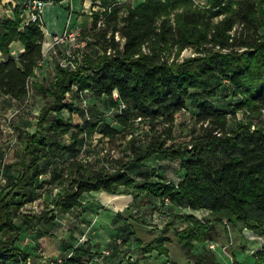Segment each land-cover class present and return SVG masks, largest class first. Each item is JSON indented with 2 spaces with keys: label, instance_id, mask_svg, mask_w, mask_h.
Segmentation results:
<instances>
[{
  "label": "trees",
  "instance_id": "trees-1",
  "mask_svg": "<svg viewBox=\"0 0 264 264\" xmlns=\"http://www.w3.org/2000/svg\"><path fill=\"white\" fill-rule=\"evenodd\" d=\"M93 3L101 8L92 10L91 26L80 31L86 45L79 66L70 69L57 64L49 84L32 80L44 58L42 19L25 22L19 11L14 17L0 16V50L5 55L0 61V96L23 101L31 90L53 93V100L42 107L37 131L27 134L26 146L12 164L17 176L0 188V264H28L29 253L17 243L25 230L37 226L42 232L54 225L58 212L81 205L86 191L122 193L116 189L119 185L130 189L136 204L142 203L140 194L146 192L151 195L150 203L159 197L163 205L169 200L192 209L206 208L216 215L201 219L193 212L174 213L173 217L182 218L188 225L178 229L172 218L152 240L143 244L139 238L144 253L157 250L167 254L165 242L170 236L165 232L175 226L178 242L194 264H226L205 243L218 239L217 222L237 220L264 236V127L252 128L250 122L232 125L229 110L216 104L213 97L228 77L243 93L239 103L257 110L264 107V0ZM14 41L25 47L18 56L11 53ZM188 49L190 54L182 55ZM71 90L80 96L107 95L112 105L123 103L111 120L130 129L137 120L149 119L151 137L144 146H135L129 161L126 156L109 154L96 167L76 150L78 135L84 132L80 127L73 134L69 148L72 156L63 164H67L63 166L65 172L61 169L48 179L54 184L63 174L57 185L66 187L51 205L41 212L25 211L17 223L13 207L20 208L40 194L41 160L51 157L49 139L52 147L60 148L58 135L72 127L60 114L63 109L74 110L67 94ZM188 102L197 109L196 124L189 139L178 141L173 134L175 112ZM51 111L59 116L52 119L54 133L48 138L45 124ZM81 111L86 117L85 129L97 127L111 136L119 132L97 105ZM155 155L177 160L183 169L182 178L178 182L154 180L149 169L144 170V180L137 185L132 168ZM196 241L204 243L198 252L194 250ZM75 251L68 258L71 262L81 263L83 255H90L88 249L77 247ZM126 261L141 264L131 257ZM255 262L264 264V246L257 250Z\"/></svg>",
  "mask_w": 264,
  "mask_h": 264
},
{
  "label": "rangeland",
  "instance_id": "rangeland-1",
  "mask_svg": "<svg viewBox=\"0 0 264 264\" xmlns=\"http://www.w3.org/2000/svg\"><path fill=\"white\" fill-rule=\"evenodd\" d=\"M196 1L200 2V0ZM73 43L74 42L68 40L63 41L56 52L51 49L48 50L46 43L43 44L45 46V55L38 65V73L35 72V77L32 78V80L34 82L49 84V82L55 78L57 64L67 66L70 69H76L81 62L84 51L81 52L79 47H74ZM190 51L189 49L185 50L182 52V55L190 54ZM70 52L72 55L68 54ZM69 60H73L74 63L70 64ZM67 94L68 98L72 99L74 102V110L70 111L68 109H63L60 114L65 122L71 124L72 127L68 132L58 135L57 139L61 146L60 148L59 146L58 148L52 147L51 139L48 141V150L51 157L41 160L42 168L47 166L50 170L47 177L48 179L54 176V174L57 175L61 169V172H65V170L63 171V166L66 167L67 164H63L72 156L69 148L73 142V134L77 132L80 127L84 128V132L78 135L79 143L78 149L76 150L82 151L80 157L88 160L92 166L96 167L101 164L102 159H104L102 157L109 154L126 156V160L129 161V154L133 153L135 146L138 144L144 146L151 137L152 132L150 124L152 121L149 119L143 121L137 120L130 129H125L118 122L112 121L111 116L115 110L120 109V105H112L107 95L101 98H97L90 93L80 96L76 94L74 90H71ZM213 99L216 104L222 105L229 110L228 117L232 125L250 122L252 128L255 126L264 127V107L257 110L251 109L247 104L239 103L240 100L243 99V93L237 90L236 86L232 84L228 77H225L223 83L218 85L217 94ZM52 100L53 93L49 90L46 94L31 90L25 100H16L11 103H8L6 98L0 96V168H2V172L0 173V188L10 184L17 176L18 171L12 164L19 160V156L26 146L25 138L27 134H33L37 131L42 107L49 105ZM93 105H97L101 111L106 112L105 119L110 121V124L117 128L119 132L111 136L104 135L97 127L91 131L87 128L85 129L86 117L81 110H85ZM196 110L197 109L191 102H188L184 108L175 112L173 134L177 137L178 141L190 138L191 128L196 124L194 119ZM58 116L59 115L54 111L49 113V120L45 124L48 138L54 133V130L51 129L52 119ZM159 125L162 126V124ZM168 143H171V140H168ZM106 149L108 151H106ZM160 158V156H152L144 160L142 166H135L132 168V173L137 179V185H140L144 180V176L142 175L145 172L144 170L152 169V178L154 180L158 179L161 173L164 174L171 170L177 172L179 167L177 160H163ZM47 161L50 162L47 164ZM8 164L10 166H7ZM64 176L65 175L62 174L57 177L54 183L58 184V181L64 179ZM40 178H42L41 175ZM66 182L67 181H65V183ZM63 185H61V187L59 186L58 189H53L54 192L59 194L63 191V187H66V184ZM8 188L9 187H7V189ZM116 189L117 191H122V193L104 192L102 195L103 197L106 195L107 198H109L107 202L111 207V215H109L106 225L108 228L106 242L108 244L107 249L110 250V256H113L114 253L120 255L116 250L121 243L124 248L121 251V255L123 254L122 256L124 257L127 254L133 257V259H139L142 264L156 261H159L158 264H194V260L187 256L178 242L175 226L178 229H182L181 226L185 224L188 225L187 221L178 217H172L175 218V226L169 227L168 231L165 232V234H169L170 239L172 238V241H174L173 244H168L170 251L167 254H160L156 250H153L145 254L142 251L143 245L141 241L145 244L162 233V227L165 223L172 220V218L168 216V208L165 204L163 205L161 203L159 197L153 198L152 203H150L149 199L151 195L149 193L141 192L140 201L142 203L136 204L134 203L133 195L128 193L130 190L128 187L119 185ZM41 191L43 190L40 188L38 190L40 193L39 195L43 196ZM48 193H51L50 187L48 188ZM56 197L57 196L53 199ZM51 202L52 201H43V199L38 198L36 203L44 208L47 204L51 205ZM34 204L35 203L28 202L20 208L13 207L16 211L15 220L17 223L20 222L22 213L28 211V206ZM116 212L120 213L116 214ZM194 212H196V216L201 219H214L216 217L210 210L208 211L204 208L197 209V211ZM215 226L220 230V236L218 235L219 243L216 244L213 240L205 242L206 246L213 250H217V252L220 251L226 260H230L232 258V251L230 244H228V239L231 237L229 230L231 229V223L217 222ZM119 238L120 241H118ZM203 247L204 243L196 241L194 250L198 252V250H201ZM218 256H220V260L221 258L223 259V257H221L222 255ZM124 258H126V256ZM248 258L255 261L253 255H249Z\"/></svg>",
  "mask_w": 264,
  "mask_h": 264
},
{
  "label": "crops",
  "instance_id": "crops-1",
  "mask_svg": "<svg viewBox=\"0 0 264 264\" xmlns=\"http://www.w3.org/2000/svg\"><path fill=\"white\" fill-rule=\"evenodd\" d=\"M30 1L31 0H0V16L8 15L14 17L15 12L19 11L23 19H25L29 13L28 4ZM117 1H127L135 5L142 0ZM200 2L205 3L206 0H200ZM99 8L101 7L98 4H94L93 0H45L41 20L42 30L44 32L43 44L51 39L53 33H60L68 29H76L79 31L89 29L93 20L92 10ZM44 48L45 46L43 45V49ZM24 50L25 47L22 42L14 41L12 43L11 53L14 56H18ZM4 58L5 55L0 50V61ZM38 69L39 67L35 69L36 73H38ZM34 77L35 76L32 78ZM1 97L6 98L8 103L16 101V99L6 95H2ZM42 169L41 180H43V185L40 188L43 190L41 191L43 196H37L34 200L29 201L30 203L38 204L36 203L38 198L43 199V201L53 202V198L58 196V193L54 192L53 189H58L60 185L49 183L48 180H46L50 173L49 168L46 166ZM182 176L183 169L179 164L177 172L171 170L164 174L161 173L156 180L178 182ZM48 186L50 187L51 193H48ZM104 192L109 193L106 190L86 191L80 198L82 202L81 205L74 207L71 211L66 213L58 212L54 225L42 232H39L41 229H38L37 226L25 230L19 236L17 243L23 250L29 253L28 264H50L56 258H62L64 260L63 264H121V262L126 264L127 257L130 256L126 254V258H124L125 256L123 257V254L121 255V251L124 249L121 243L116 250L120 255L114 253L113 256H110V250L107 249L108 244L106 241L108 228L106 225L109 215H111V207L107 202L109 198H107L106 195H104V197L102 196ZM165 205L168 208V216L171 218L174 213L197 211V209L183 207L169 200L165 201ZM31 206L33 205H29L27 210L32 211ZM206 210L209 211V209ZM116 214H119V212H116ZM186 225L187 224L181 226V228ZM229 230L231 237L228 239V244L231 246L232 258L226 260L220 251L217 252V250H214L216 255H222L221 257L225 260L221 258V261L226 264H256V252L261 248V242L258 236L262 235L255 233L237 220L231 222V229ZM218 235L220 236L219 228ZM118 241H120V238ZM213 242L217 244L219 240L217 239ZM173 243L174 241H172V238L165 242L168 252L170 251L168 244ZM77 247L90 251V255H83L81 263L71 262L68 259L70 256L75 255V248ZM249 255H253L255 261L250 260V258H248ZM219 257L220 256H218V258ZM131 258L133 259V257ZM158 262H147L146 264H158ZM140 263L142 264V262Z\"/></svg>",
  "mask_w": 264,
  "mask_h": 264
},
{
  "label": "built area",
  "instance_id": "built-area-1",
  "mask_svg": "<svg viewBox=\"0 0 264 264\" xmlns=\"http://www.w3.org/2000/svg\"><path fill=\"white\" fill-rule=\"evenodd\" d=\"M44 5H45V0H31L30 3L28 4V16L25 18V22L28 21H35V20H41L42 19V14L44 10ZM116 37L119 39L120 36L118 33H116ZM72 41L74 47H79L81 49V52L84 51V47L86 45V40L81 37V33L79 30H64L60 33H53L51 36V39L46 43L47 49H51L52 51L56 52L57 48L60 46V44L65 41ZM44 43V44H45ZM44 55H45V50L43 49ZM69 55H72V53H68ZM70 64H73V60H69ZM115 95L116 92L114 93ZM124 104L122 103L120 107H123ZM106 151H108L106 149ZM86 160V159H85ZM33 212H41L43 209L41 205L35 204L31 206ZM260 242H261V248L264 246V236H258ZM260 248V249H261ZM64 260L62 258H56L54 259L50 264H63Z\"/></svg>",
  "mask_w": 264,
  "mask_h": 264
}]
</instances>
